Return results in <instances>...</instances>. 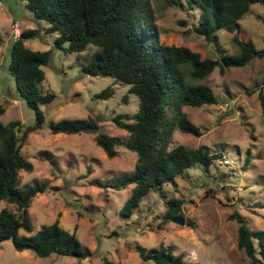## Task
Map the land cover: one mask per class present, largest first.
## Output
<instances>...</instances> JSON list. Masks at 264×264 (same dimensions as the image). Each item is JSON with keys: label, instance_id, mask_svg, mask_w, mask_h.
Listing matches in <instances>:
<instances>
[{"label": "rangeland", "instance_id": "374dc122", "mask_svg": "<svg viewBox=\"0 0 264 264\" xmlns=\"http://www.w3.org/2000/svg\"><path fill=\"white\" fill-rule=\"evenodd\" d=\"M152 4L160 36L168 43L187 46L211 58L237 51L231 34L224 30L217 31L220 50L195 33L196 17L191 11L168 6L163 0H152ZM239 22L241 32L248 34L255 47L264 48V5L250 4ZM46 25L34 18L23 0H0V105L4 108L0 121H18L21 129L35 122L34 111L16 95L8 64L15 34L36 29V34L24 43L33 50H51L48 63L41 66L42 89L53 92L54 98L40 105L44 123L20 146L21 155L33 164V169L19 171L18 183L22 187L45 181L48 186L31 200V233L57 219L63 228L76 233L89 255L80 259L55 253L38 256L29 249L17 251L11 241L3 240L0 264H103L104 257L117 264H153L140 259L134 249L136 243L145 248L162 243L189 264H250L245 251L237 246L239 223L233 216L242 217L250 229H264V208L257 206L264 198V114L258 100V91L264 88V56L223 72L214 68L201 82L213 89L217 102L183 107L200 134L176 129L172 145L202 146L217 155L207 169L196 164L178 174L174 183L165 185L167 196L183 200V212L193 226L172 222L162 225L163 196L151 192L125 216L120 211L131 185L120 190L106 186L109 180L133 169L134 152L117 146V155L108 158L94 142V131L50 132V120L90 115L98 119L99 130L123 137L125 131L112 118L133 114L137 96L127 93V86L109 76L84 73L81 65L95 47L88 46L78 57L74 52L66 53L54 46L57 33H46ZM107 86L113 90L111 96L93 97ZM39 150H48L51 161L38 158ZM4 206L14 208L1 200L0 209ZM192 250L194 256L189 255Z\"/></svg>", "mask_w": 264, "mask_h": 264}, {"label": "trees", "instance_id": "16d2710c", "mask_svg": "<svg viewBox=\"0 0 264 264\" xmlns=\"http://www.w3.org/2000/svg\"><path fill=\"white\" fill-rule=\"evenodd\" d=\"M34 18L47 23L46 33H57L56 48L77 54L88 46L95 47L81 70L91 76H109L116 83L127 86V93L137 96V110L129 115L117 114L113 123L125 131L123 137L99 130L98 119L62 118L48 121L51 133H80L94 131V142L108 158L117 155V146H124L136 155L133 169L109 180L106 186L120 190L131 185L122 208V215H130L151 192L164 197L165 209L160 223L193 226L183 212V200L167 196L165 185L174 183L184 169L200 164L207 169L217 155L199 147L172 145L173 132L199 135L184 106L199 107L217 102L213 89L202 83L214 68L220 72L228 67H239L253 58L264 56L248 34L241 32L239 19L250 4L264 0H163L168 6L191 11L196 17L195 33L212 43L217 50V31L231 34L237 51L220 53L217 57L203 56L184 45L168 43L160 36L152 0H23ZM36 34V29H25L15 36L9 46L8 71L14 79L16 95L34 111L33 125L19 128L18 121L4 124L0 121V201L12 204L0 209V241L9 240L17 251L31 250L38 256L51 253L83 258L89 255L83 249L76 233L63 228L57 219L42 224L32 232L29 207L32 198L47 190L45 181H34L22 187L19 171H32L33 164L24 158L20 146L27 136L44 123L40 105L49 103L54 93L43 92L44 71L41 66L50 59L51 50H33L25 39ZM2 36L0 34V43ZM64 44H66L64 46ZM110 86L93 97L111 96ZM126 95L123 100L126 101ZM260 110L264 114V88L258 91ZM4 111L0 105V114ZM37 156L50 160L48 150H39ZM51 161V160H50ZM264 208V198L257 202ZM238 223L237 246L243 249L250 264L264 262V229H250L242 217L234 214ZM20 230L24 233H20ZM134 249L142 261L153 264H189L169 246L145 248L136 243ZM103 264H117L103 258Z\"/></svg>", "mask_w": 264, "mask_h": 264}, {"label": "built area", "instance_id": "2783aa9c", "mask_svg": "<svg viewBox=\"0 0 264 264\" xmlns=\"http://www.w3.org/2000/svg\"><path fill=\"white\" fill-rule=\"evenodd\" d=\"M15 36H17V35L15 34ZM15 36H14V37H15ZM224 162L227 163L228 160L224 159ZM189 255L194 256V255H195V251H193V250L190 251V252H189Z\"/></svg>", "mask_w": 264, "mask_h": 264}]
</instances>
